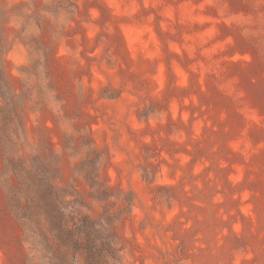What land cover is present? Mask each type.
Listing matches in <instances>:
<instances>
[{
  "label": "rangeland",
  "instance_id": "rangeland-1",
  "mask_svg": "<svg viewBox=\"0 0 264 264\" xmlns=\"http://www.w3.org/2000/svg\"><path fill=\"white\" fill-rule=\"evenodd\" d=\"M0 38V264H83L82 216L104 264H264V0H0Z\"/></svg>",
  "mask_w": 264,
  "mask_h": 264
},
{
  "label": "trees",
  "instance_id": "trees-1",
  "mask_svg": "<svg viewBox=\"0 0 264 264\" xmlns=\"http://www.w3.org/2000/svg\"><path fill=\"white\" fill-rule=\"evenodd\" d=\"M3 49H4V44H2V39L0 38V120L1 121L3 119H6L4 99L5 98L9 99L13 104L14 102L13 96L17 97L16 91H13L11 83L6 73L5 60L3 57ZM42 161L47 166L46 168L52 169L51 163H48V162L46 163L44 160ZM53 187L57 189L55 186ZM71 195L74 196V194H71ZM60 201L63 205H66V201L63 195ZM68 202L71 203L73 202V200H68ZM46 221L43 222L42 230L44 233L50 234V236H52L53 231L51 230L48 224L49 222L48 218H46ZM74 224L78 228H80V231H82L87 237H89V238L81 239V236H80L79 239L74 242V247L76 249V252L79 254V257L82 259L83 264H104V262L102 261L105 260V258H103L104 255L102 254V251L106 248H103L102 240L100 239L99 243L93 242V240L91 241L92 239L91 236H93L92 232L97 231L96 226H98L97 225L98 219H93L89 221L87 219V216H82V218H80L79 221L75 222ZM88 231L90 232L88 233ZM69 234L70 236H72V233L70 232V230H69Z\"/></svg>",
  "mask_w": 264,
  "mask_h": 264
}]
</instances>
